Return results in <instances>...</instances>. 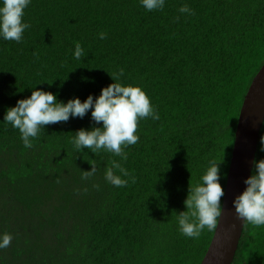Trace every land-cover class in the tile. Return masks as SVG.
Returning <instances> with one entry per match:
<instances>
[{
	"label": "trees",
	"instance_id": "16d2710c",
	"mask_svg": "<svg viewBox=\"0 0 264 264\" xmlns=\"http://www.w3.org/2000/svg\"><path fill=\"white\" fill-rule=\"evenodd\" d=\"M185 4L194 14L179 12ZM23 21L21 42L0 39V234L13 237L0 264H202L216 229L189 238L177 216L212 159L225 193L241 109L264 66V0H165L151 12L140 0H31ZM114 82L140 86L160 116L139 120L126 161L75 149L76 131L102 126L91 110L41 128L31 148L3 122L35 87L83 101ZM113 160L134 183L105 181ZM233 264H264V226L245 224Z\"/></svg>",
	"mask_w": 264,
	"mask_h": 264
},
{
	"label": "clouds",
	"instance_id": "9594fccd",
	"mask_svg": "<svg viewBox=\"0 0 264 264\" xmlns=\"http://www.w3.org/2000/svg\"><path fill=\"white\" fill-rule=\"evenodd\" d=\"M30 3L31 0H0V39L21 42L24 31L30 27L23 21L25 9ZM140 5L149 12L163 10L165 0H140ZM179 12L194 14L187 4L181 6ZM99 38L105 39L106 33H99ZM73 56L77 60L84 56L79 42L75 43ZM111 76L114 81H119L123 70ZM89 110L92 120L97 124L102 122V126L76 131L72 138L75 149L82 151L87 148L93 153L104 150L125 161L128 156L123 149L135 145L139 140L135 134L139 120L149 117L160 119L159 112L140 86L114 82L103 88L99 96L94 98L89 95L83 101L75 97L62 102L56 94L35 87L29 97L18 100L15 106L6 109L3 122L18 129L25 148H31V138H36L41 128L67 122L70 118H83ZM260 144V151H264V136H261ZM253 163V172L244 181L245 190L232 203L237 217L243 223L264 226V159L254 160ZM219 164L220 161L210 160L200 181L189 189L184 201L187 210L177 216L179 231L186 237L196 239L205 229L213 231L217 227L225 194L220 183ZM114 170L120 174L117 175ZM95 172L93 163L92 170L85 172L82 179H89ZM124 177L135 182V177L115 160L111 167L105 169L104 179L114 187L127 186L129 179ZM94 187L99 188V185ZM12 239L10 233L0 234V249L8 248Z\"/></svg>",
	"mask_w": 264,
	"mask_h": 264
},
{
	"label": "water",
	"instance_id": "95a60500",
	"mask_svg": "<svg viewBox=\"0 0 264 264\" xmlns=\"http://www.w3.org/2000/svg\"><path fill=\"white\" fill-rule=\"evenodd\" d=\"M264 126V66L253 80L245 97L236 130L232 161L214 238L202 264H233L245 223L237 217L234 198L242 193L254 168Z\"/></svg>",
	"mask_w": 264,
	"mask_h": 264
}]
</instances>
